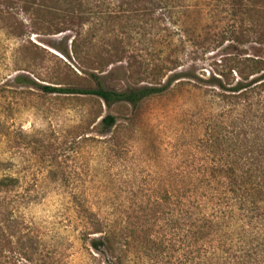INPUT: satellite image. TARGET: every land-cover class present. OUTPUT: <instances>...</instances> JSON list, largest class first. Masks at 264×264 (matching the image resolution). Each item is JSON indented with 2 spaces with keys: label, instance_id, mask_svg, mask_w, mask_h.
Listing matches in <instances>:
<instances>
[{
  "label": "rangeland",
  "instance_id": "1",
  "mask_svg": "<svg viewBox=\"0 0 264 264\" xmlns=\"http://www.w3.org/2000/svg\"><path fill=\"white\" fill-rule=\"evenodd\" d=\"M70 1L85 5L70 13L64 0H32L28 6L0 0V176L17 179L12 191L0 193V230L13 243L1 251L0 264H227L225 252L234 263L264 264L261 216L244 226L246 233L223 231L199 240L188 221L182 228L176 223L177 201H191L207 172L240 166L242 138L225 132L235 125L210 88L185 84L144 101L116 149L107 142L111 129L100 132L88 123L89 103L81 95L41 88L66 72L88 73L121 47L154 64L179 56L183 66L177 71L207 78L212 63L233 51L228 41H212L220 17L196 15L202 26L186 34L190 48L178 54L176 39H161L158 10L142 27L130 26L124 39H112L118 26L106 15L121 0ZM72 39L83 40L85 64L73 55ZM16 75L34 83H16ZM101 77L108 88L129 85L125 62L109 65ZM98 225L118 233L125 245L121 262L90 245L102 235L89 233Z\"/></svg>",
  "mask_w": 264,
  "mask_h": 264
},
{
  "label": "trees",
  "instance_id": "2",
  "mask_svg": "<svg viewBox=\"0 0 264 264\" xmlns=\"http://www.w3.org/2000/svg\"><path fill=\"white\" fill-rule=\"evenodd\" d=\"M64 2L69 6L70 13L74 12L76 6L85 5L80 1H77V5L70 0ZM24 3L28 6L32 0H24ZM125 3L128 8H123ZM209 6V10L205 9ZM118 8L106 15L110 23L118 26L119 38L117 34L112 39H124L130 26L142 27L153 19L158 10V20L162 24L161 39H176L174 50L179 54L185 48H190L185 40L186 34L191 31L193 35L202 26L196 15L208 11L210 17L213 13L220 17L212 33L216 39L212 41L216 40L217 45L228 41L233 51L214 61L212 74L202 78L189 71H177L183 66L179 56H167L154 64L137 59L133 53H127L121 47L90 65L88 68L91 71L88 73L66 72L53 83L55 85L41 88L47 93L79 94L82 100L88 101V123L94 124L100 132L111 129L107 142L112 149L119 146L123 133L131 129L133 119L144 101L185 84L194 89L210 88L217 100L227 107L225 111L228 118L235 125L225 129V132L238 142V138H242V142H239V149L243 150L238 159L240 166L230 167L226 171H206L202 186L194 190L193 199L177 201L176 223L182 228L188 221L197 240L206 236L210 238L223 231L241 229L246 233L245 225L250 227L254 218H264V0H121ZM86 10L90 14L93 7L89 5ZM94 12V15H101L100 11ZM77 18L81 20L82 13ZM82 41L72 39L71 50L76 59L85 64ZM250 44L257 46L258 52L251 53L246 47ZM61 52L68 54L66 50ZM192 53L190 51L189 55ZM121 62H125L129 85L118 89L106 87L101 73L109 65ZM14 81L19 84L34 83L25 75H16ZM104 108L108 112H104ZM16 182L15 177L0 176V193L12 191ZM168 195L165 194V197L168 198ZM198 196L204 198V201L198 199ZM245 218L247 223L243 224ZM6 227L11 228L10 225ZM130 232L129 237L135 240L137 231L131 229ZM89 233H102L99 237H92L90 245L95 249L104 247L116 261L121 262L123 255L120 252L125 245L117 241L118 233L114 229L104 231L98 225ZM0 236L3 239V242L0 241V253L6 247L8 251L11 250L13 243L7 237L4 238L2 230ZM224 254L225 263L241 264L232 262L229 255L226 252ZM248 254H241V261ZM247 264L252 263L249 261Z\"/></svg>",
  "mask_w": 264,
  "mask_h": 264
}]
</instances>
